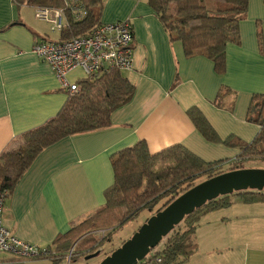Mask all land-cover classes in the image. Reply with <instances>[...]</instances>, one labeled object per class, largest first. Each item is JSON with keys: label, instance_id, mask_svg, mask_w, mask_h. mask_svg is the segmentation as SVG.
<instances>
[{"label": "crops", "instance_id": "1", "mask_svg": "<svg viewBox=\"0 0 264 264\" xmlns=\"http://www.w3.org/2000/svg\"><path fill=\"white\" fill-rule=\"evenodd\" d=\"M103 5L101 24L132 21V69L120 74L135 87L134 96L112 113L110 126L44 149L5 205L4 226L20 240L51 248L60 256L51 258L57 264L67 254L57 250L58 239L106 204L105 193L115 183L114 154L144 142L152 155L181 147L205 164L225 165L239 160L261 130L248 114L253 97L264 94V0H249L239 42L226 47L224 75L208 57H187L181 42H171L148 0H103ZM42 23L34 7L0 0V158L24 133L55 118L72 97L33 53L38 41L60 40ZM83 80L81 69L67 77L72 84ZM232 201L217 218L211 217L219 210L202 217L198 249L185 264H264V202ZM3 261L16 264L13 258Z\"/></svg>", "mask_w": 264, "mask_h": 264}, {"label": "trees", "instance_id": "2", "mask_svg": "<svg viewBox=\"0 0 264 264\" xmlns=\"http://www.w3.org/2000/svg\"><path fill=\"white\" fill-rule=\"evenodd\" d=\"M81 1L86 10V17L78 22L68 11L66 0H14L20 6L68 11L69 27L60 33L61 41L87 36L101 25L103 0ZM148 4L168 32L170 41L183 44L187 57L204 55L213 61L217 74L226 73V47L229 43L239 42V23L247 16L249 0H148ZM258 38L261 44L260 33ZM261 46L262 44L260 48ZM79 85L80 93L70 97L55 118L24 133L15 149L2 154L0 190L12 191L36 157L47 147L64 138L110 126L112 113L126 105L135 93V87L119 71L83 80ZM222 98L223 95H220L218 101L221 102ZM260 100H264V94L253 97L248 114V120L256 121L261 126L260 133L251 145L244 147L238 161L248 156L264 159V101L259 104ZM198 127L206 137L212 138L205 121H199ZM165 160L171 162L170 166H166ZM157 163L165 167L157 171ZM222 165V162L205 164L181 147L169 148L152 155L147 145L140 142L112 156L115 183L105 193L106 204L90 216L94 218L103 209H115L120 213L118 224L124 225L142 210L153 212V204L159 199V193L167 191L170 199L158 213L180 195L198 185L195 183L196 175L205 169L211 172L213 168ZM215 176L212 174L208 179ZM171 177L172 180L168 182ZM234 196L246 204L264 202V191L255 190L235 192L232 196H223L208 202L187 216L162 240L158 245L162 246L159 252L153 256L148 255L139 264H158L157 258H161V264H185L198 249L195 234L201 218L213 211L228 208ZM182 223H185L186 227L178 229ZM113 227H93L91 232L75 238V241L71 235L73 228L58 239L57 250L67 254L74 248L78 253L85 250L94 252L99 246L100 238L91 233L110 230Z\"/></svg>", "mask_w": 264, "mask_h": 264}, {"label": "built area", "instance_id": "3", "mask_svg": "<svg viewBox=\"0 0 264 264\" xmlns=\"http://www.w3.org/2000/svg\"><path fill=\"white\" fill-rule=\"evenodd\" d=\"M66 6L76 21L80 22L86 17V10L81 0H66ZM68 11L34 7L35 17L49 24L52 31L59 34L69 27ZM133 41V24L131 19H126L116 23L101 24L89 35L69 41H38L33 47V53L52 67L62 88L70 96H74L80 93L81 87L79 83L68 82L67 77L76 69L84 72L85 79L100 77L112 71L131 70ZM9 196V190H0V264H4L3 259L6 256L33 260L55 257V253L50 252L49 248L20 240L4 226L5 205ZM94 233L101 238L106 231L98 230ZM71 252H74V249L69 252L70 256ZM156 262L160 264L161 258H157Z\"/></svg>", "mask_w": 264, "mask_h": 264}, {"label": "water", "instance_id": "4", "mask_svg": "<svg viewBox=\"0 0 264 264\" xmlns=\"http://www.w3.org/2000/svg\"><path fill=\"white\" fill-rule=\"evenodd\" d=\"M264 191L263 169H240L217 175L189 189L165 209L142 225L139 230L100 264H139L187 216L208 202L235 192Z\"/></svg>", "mask_w": 264, "mask_h": 264}, {"label": "rangeland", "instance_id": "5", "mask_svg": "<svg viewBox=\"0 0 264 264\" xmlns=\"http://www.w3.org/2000/svg\"><path fill=\"white\" fill-rule=\"evenodd\" d=\"M32 14V13H31ZM33 16V14H32ZM34 17V16H33ZM44 27L47 28L49 32H51L52 35H58L59 33L53 32L51 29V26L49 27L45 24L42 23ZM264 100H260L258 103L263 104ZM259 110V109H258ZM166 166H170L171 162L168 160H165ZM165 166L161 163H157L156 165V170L159 171L163 169ZM240 169H263L264 170V159L259 158V157H245L244 160L238 161L234 160L230 162L229 164H225L222 166H217L213 168V171L210 172L205 169L204 172L199 173L196 175L194 178H196L195 183L199 184L202 183L206 180H208V177L210 175H220L223 173L235 171V170H240ZM172 180V177L168 180L170 182ZM161 184V183H160ZM161 186V185H160ZM186 186V185H185ZM184 186V187H185ZM170 190V189H168ZM143 191V190H142ZM165 192V191H164ZM163 192V193H164ZM167 192V191H166ZM159 193V199L154 202L153 204V212L150 210H142L137 216H135L133 219H131L129 222L125 223L124 225L118 224L120 220L119 216V211L115 209H103L98 215H96L94 218L87 217L84 219L82 222L76 224L74 226L73 232L71 235L72 240L75 241V238L79 236H84L83 234L87 232H91L92 228H105V227H113L110 230H105L106 234L104 236H101L100 238V243L94 252L91 250H85V251H77L71 252L65 255L64 259L66 262H62L59 264H100L101 261L106 257L111 255L115 250H117L119 247L123 245L127 240L131 239L132 236L139 230V228L144 225L149 218L154 216L159 209L163 207L164 204H166L170 197L168 196V193ZM232 196V195H229ZM234 198H236L234 196ZM221 210H219L218 213H215L213 217L211 218H217L220 216ZM253 210V209H251ZM218 211V210H217ZM115 214V215H114ZM115 219V221H113ZM202 219V218H201ZM113 221V222H112ZM110 222H112L110 224ZM118 224V225H117ZM186 225L185 223H182L178 229L185 228ZM95 232V231H94ZM94 232L91 233V235H96ZM71 235L69 237H71ZM75 236V237H74ZM72 243V242H71ZM84 246V245H83ZM162 246L156 247L154 251H151L149 256L155 255L157 252L160 251ZM50 252L52 251L51 248ZM75 249V248H74ZM5 257V256H3ZM11 256H6V258H10ZM55 259V258H53ZM14 262L16 264H57L59 262L56 260H52L51 258H42V259H34L38 261H32L33 259H18V258H13ZM54 262V263H53ZM161 264V263H160Z\"/></svg>", "mask_w": 264, "mask_h": 264}, {"label": "flooded vegetation", "instance_id": "6", "mask_svg": "<svg viewBox=\"0 0 264 264\" xmlns=\"http://www.w3.org/2000/svg\"><path fill=\"white\" fill-rule=\"evenodd\" d=\"M66 255H67V254H66ZM57 257H60V256H57V255L55 254V257H54V258H57ZM64 257H65V256H64ZM64 257H63V258H64Z\"/></svg>", "mask_w": 264, "mask_h": 264}]
</instances>
